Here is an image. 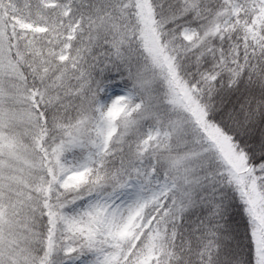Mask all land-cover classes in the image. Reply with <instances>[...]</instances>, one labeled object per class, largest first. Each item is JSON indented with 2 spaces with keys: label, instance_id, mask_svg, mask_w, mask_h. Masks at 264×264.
<instances>
[{
  "label": "snow or ice",
  "instance_id": "6c2138e0",
  "mask_svg": "<svg viewBox=\"0 0 264 264\" xmlns=\"http://www.w3.org/2000/svg\"><path fill=\"white\" fill-rule=\"evenodd\" d=\"M0 264H264V0H0Z\"/></svg>",
  "mask_w": 264,
  "mask_h": 264
},
{
  "label": "rangeland",
  "instance_id": "374dc122",
  "mask_svg": "<svg viewBox=\"0 0 264 264\" xmlns=\"http://www.w3.org/2000/svg\"><path fill=\"white\" fill-rule=\"evenodd\" d=\"M118 91V90H117Z\"/></svg>",
  "mask_w": 264,
  "mask_h": 264
}]
</instances>
